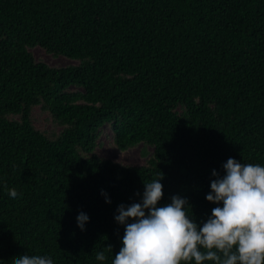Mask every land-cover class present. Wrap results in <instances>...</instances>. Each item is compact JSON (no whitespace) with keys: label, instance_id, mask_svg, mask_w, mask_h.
<instances>
[{"label":"trees","instance_id":"1","mask_svg":"<svg viewBox=\"0 0 264 264\" xmlns=\"http://www.w3.org/2000/svg\"><path fill=\"white\" fill-rule=\"evenodd\" d=\"M106 128L144 162L102 157ZM230 156L264 164V0H0V264H111L153 178L202 222Z\"/></svg>","mask_w":264,"mask_h":264},{"label":"clouds","instance_id":"2","mask_svg":"<svg viewBox=\"0 0 264 264\" xmlns=\"http://www.w3.org/2000/svg\"><path fill=\"white\" fill-rule=\"evenodd\" d=\"M223 172L212 169L206 200L214 207L202 222L188 212L187 197H164L162 178L144 181L139 199L121 203L114 213L122 225V243L111 264H264V164L228 157ZM107 203L106 190L101 189ZM18 199L15 190L7 193ZM89 215L81 210L77 225L85 230ZM96 259L105 260L104 252ZM14 264H54L51 255L24 253Z\"/></svg>","mask_w":264,"mask_h":264},{"label":"rangeland","instance_id":"3","mask_svg":"<svg viewBox=\"0 0 264 264\" xmlns=\"http://www.w3.org/2000/svg\"><path fill=\"white\" fill-rule=\"evenodd\" d=\"M35 56L37 58L44 59L47 63L51 65H62L65 66L68 64L69 60L64 59L62 57L53 58L47 55L44 51L40 49L35 50ZM37 121V125H42L43 122ZM47 125V124H46ZM112 133L110 129L106 128L105 134L102 137V146L98 149L99 154L107 159H111L116 162H120L123 164H130V165H140L144 161L140 155V148L137 147L135 149H130L125 152H121L117 150L115 147L112 146Z\"/></svg>","mask_w":264,"mask_h":264}]
</instances>
